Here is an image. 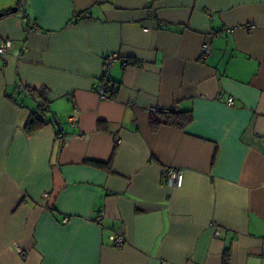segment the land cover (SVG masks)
<instances>
[{
    "label": "crops",
    "instance_id": "crops-1",
    "mask_svg": "<svg viewBox=\"0 0 264 264\" xmlns=\"http://www.w3.org/2000/svg\"><path fill=\"white\" fill-rule=\"evenodd\" d=\"M5 39L0 264H264V0H0ZM20 86L48 102L31 134Z\"/></svg>",
    "mask_w": 264,
    "mask_h": 264
},
{
    "label": "built area",
    "instance_id": "built-area-1",
    "mask_svg": "<svg viewBox=\"0 0 264 264\" xmlns=\"http://www.w3.org/2000/svg\"><path fill=\"white\" fill-rule=\"evenodd\" d=\"M249 27V29H251ZM13 45V41L10 39H5L0 44V55H3L6 53V51ZM201 52L203 55H207L210 53V46L207 42H204L201 46ZM119 58L118 54L116 52L113 53H107L103 55L101 66H100V75L98 78V83L96 87V93L101 99H111L113 98V95L116 90V85L111 79L110 76V69L113 65V63ZM20 90H24L25 88L23 86L19 87ZM226 103L228 105L233 104V98L232 97H226L225 99ZM37 104V102H35ZM174 110H179V107L177 105L172 107ZM169 108H158L155 106H151L148 108V112L151 113H157V112H164ZM76 115L77 110L75 109L74 112L69 116V120L74 123L76 121ZM183 176L184 172L183 169L176 166H166L163 169L162 172V180L169 181L173 186L180 187L183 182ZM45 200L48 199V194L45 193L42 196ZM219 234V229L216 230V235ZM111 241L117 245L120 246L124 243V238L122 236L118 235H111L110 236Z\"/></svg>",
    "mask_w": 264,
    "mask_h": 264
},
{
    "label": "trees",
    "instance_id": "trees-1",
    "mask_svg": "<svg viewBox=\"0 0 264 264\" xmlns=\"http://www.w3.org/2000/svg\"><path fill=\"white\" fill-rule=\"evenodd\" d=\"M123 64H127V61L123 60ZM114 82V81H113ZM115 83V82H114ZM116 85V84H115ZM25 91H28L32 96H35L36 108L33 110L24 126L26 133L31 134L42 127H44L48 121V102L45 98L44 90H34L23 86ZM151 124L153 128H156L160 124H168L177 128H183L192 119L190 112H181L180 110H174L172 107L164 112L151 113Z\"/></svg>",
    "mask_w": 264,
    "mask_h": 264
},
{
    "label": "water",
    "instance_id": "water-1",
    "mask_svg": "<svg viewBox=\"0 0 264 264\" xmlns=\"http://www.w3.org/2000/svg\"><path fill=\"white\" fill-rule=\"evenodd\" d=\"M13 10H15V9H13ZM54 123L56 124V126L58 127V130L60 131V132H62V126L60 125V123L55 119L54 120Z\"/></svg>",
    "mask_w": 264,
    "mask_h": 264
}]
</instances>
